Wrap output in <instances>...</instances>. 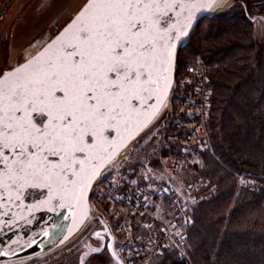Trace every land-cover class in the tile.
I'll use <instances>...</instances> for the list:
<instances>
[{"label":"snow or ice","instance_id":"6c2138e0","mask_svg":"<svg viewBox=\"0 0 264 264\" xmlns=\"http://www.w3.org/2000/svg\"><path fill=\"white\" fill-rule=\"evenodd\" d=\"M225 2L87 0L43 53L0 74V208L36 187L50 210L74 209L164 106L176 43L196 13Z\"/></svg>","mask_w":264,"mask_h":264},{"label":"trees","instance_id":"16d2710c","mask_svg":"<svg viewBox=\"0 0 264 264\" xmlns=\"http://www.w3.org/2000/svg\"><path fill=\"white\" fill-rule=\"evenodd\" d=\"M234 1L197 25L176 61V78L197 61L205 66L212 148L201 167L178 175L206 179L213 193L188 209L183 255L166 250L146 264H264V24L256 35L252 20L264 19V0ZM162 121L165 143L175 128L169 114ZM149 163L160 165L158 158ZM239 176L260 184L242 186Z\"/></svg>","mask_w":264,"mask_h":264},{"label":"built area","instance_id":"2783aa9c","mask_svg":"<svg viewBox=\"0 0 264 264\" xmlns=\"http://www.w3.org/2000/svg\"><path fill=\"white\" fill-rule=\"evenodd\" d=\"M209 96L205 66L197 61L185 75L175 77L169 113L175 132L166 137V152L159 158L160 174L142 173L125 156L92 186V212L112 224L116 252L125 264H146L166 250L183 255L184 228L191 223L188 209L209 197L211 188L204 178L177 185L168 176L182 172L193 158L212 152L207 123Z\"/></svg>","mask_w":264,"mask_h":264},{"label":"water","instance_id":"95a60500","mask_svg":"<svg viewBox=\"0 0 264 264\" xmlns=\"http://www.w3.org/2000/svg\"><path fill=\"white\" fill-rule=\"evenodd\" d=\"M231 1L232 0H226L222 6H216L213 9L202 10L196 13L187 30V34L176 43V57L172 71V86L168 89L164 106L160 108L156 118L146 127H143V129L135 135L134 139H131L127 143L126 147L122 148L112 163L99 171V174L93 178L90 187L86 189L83 200L74 209L55 207L56 201H53L51 207L54 208V210H50L48 205L42 203V201L48 198L47 189L36 187H25L20 193V198L11 202L10 208H0V221H3V223H0V251L6 253L4 256H0V264H29L36 260L48 258L77 240L94 220L98 219L97 216L93 214L89 203L92 186L107 171L114 168L125 158L130 147L146 131L159 121H162L163 117L167 115L170 108V93L176 77V61L179 50L186 44L197 25L202 20L211 17L217 12L223 11ZM84 5L75 13L69 22H67L65 26L34 55L22 63L4 71L2 74L10 72L14 68L23 65L28 60L43 53L48 45L52 43L53 40H56L61 33L64 32L65 28L72 23L73 19L82 10ZM35 119L46 123V117L44 116H36ZM112 135H114V133H112ZM5 195H7V193H5ZM12 195L15 196V193ZM0 203H3V201H0ZM3 212H7L8 215H2ZM57 213H59V215ZM65 237L67 238L65 239ZM12 241H19V243L14 244ZM30 241L32 242L31 246H29ZM83 247L84 246H82L83 251L79 257V264H84L85 260L89 258L92 253H95L91 251L92 249L90 247ZM110 264L123 263L116 255L113 257V253H111Z\"/></svg>","mask_w":264,"mask_h":264},{"label":"rangeland","instance_id":"374dc122","mask_svg":"<svg viewBox=\"0 0 264 264\" xmlns=\"http://www.w3.org/2000/svg\"><path fill=\"white\" fill-rule=\"evenodd\" d=\"M86 1L0 0V74L34 55L69 22ZM235 3L232 0L223 11L232 9ZM252 20L257 24L255 34L260 35L264 19L260 15L255 14ZM171 109H173V100L170 101L167 115L171 112ZM164 117L162 120H164ZM164 124L163 121H159L152 126L130 147L126 154L131 163L138 166L142 173H148L153 177H157L160 174L161 168H153L149 162L155 158L159 160L162 156L160 155V151L164 143V139L162 142ZM201 161V155L193 158L192 162L183 169L181 174L185 176L183 173L186 170L190 174L193 173L192 168L195 166L201 167ZM178 174L168 177L177 183V185H182L188 181L181 178ZM239 177L246 179L243 182L241 179H237L238 183L242 186H248L252 183L253 185L257 184L258 187L260 184L256 179L254 180L245 176ZM210 190L212 191V189ZM88 229L77 240L59 252L48 258L36 260L29 264H65L66 262V264H79L80 255L78 256V254H81L83 251L81 241ZM87 259L84 264H110V257L106 256H94L90 260L88 259L89 261Z\"/></svg>","mask_w":264,"mask_h":264},{"label":"flooded vegetation","instance_id":"af4514ba","mask_svg":"<svg viewBox=\"0 0 264 264\" xmlns=\"http://www.w3.org/2000/svg\"><path fill=\"white\" fill-rule=\"evenodd\" d=\"M97 218L98 219H95L91 227L88 229L85 237L81 241V244L84 246L83 248L90 247L91 249L99 248L103 250L92 253L88 258L89 260L94 256H106L109 258L111 253L116 252L117 248V237L114 233L112 224L107 220H104L102 217L97 216ZM97 233L100 234L99 237H97ZM108 245H111V248H109ZM79 255L80 254H78V256Z\"/></svg>","mask_w":264,"mask_h":264},{"label":"crops","instance_id":"0c3cea01","mask_svg":"<svg viewBox=\"0 0 264 264\" xmlns=\"http://www.w3.org/2000/svg\"><path fill=\"white\" fill-rule=\"evenodd\" d=\"M115 255L117 256V258H118L123 264H125V263L120 259V257L118 256L117 252H115Z\"/></svg>","mask_w":264,"mask_h":264}]
</instances>
